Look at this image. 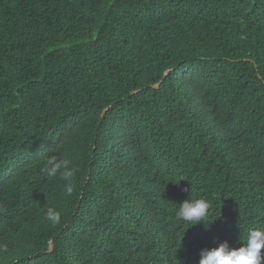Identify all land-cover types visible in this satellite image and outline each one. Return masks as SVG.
Segmentation results:
<instances>
[{
	"label": "trees",
	"instance_id": "16d2710c",
	"mask_svg": "<svg viewBox=\"0 0 264 264\" xmlns=\"http://www.w3.org/2000/svg\"><path fill=\"white\" fill-rule=\"evenodd\" d=\"M256 228L264 0H0V264H199Z\"/></svg>",
	"mask_w": 264,
	"mask_h": 264
},
{
	"label": "clouds",
	"instance_id": "9594fccd",
	"mask_svg": "<svg viewBox=\"0 0 264 264\" xmlns=\"http://www.w3.org/2000/svg\"><path fill=\"white\" fill-rule=\"evenodd\" d=\"M44 171L51 177L59 173L65 180H70L75 177L79 169L71 160L53 156L47 158ZM73 191L72 184L65 186L67 196H71ZM208 207L209 204L204 198H188L179 203L176 216L196 225L205 222ZM46 219L57 224L61 220V213L56 208L49 207L46 211ZM262 249H264V228L250 229L240 247H230L229 243L224 241L217 247L201 249L199 264H264Z\"/></svg>",
	"mask_w": 264,
	"mask_h": 264
},
{
	"label": "water",
	"instance_id": "95a60500",
	"mask_svg": "<svg viewBox=\"0 0 264 264\" xmlns=\"http://www.w3.org/2000/svg\"><path fill=\"white\" fill-rule=\"evenodd\" d=\"M155 86H158V84H156ZM105 111H106V109L103 111V114L105 113ZM52 250H53V245L51 244L50 251H52Z\"/></svg>",
	"mask_w": 264,
	"mask_h": 264
}]
</instances>
